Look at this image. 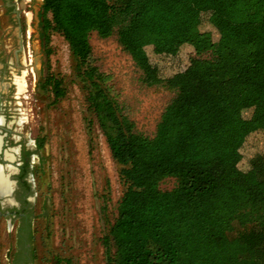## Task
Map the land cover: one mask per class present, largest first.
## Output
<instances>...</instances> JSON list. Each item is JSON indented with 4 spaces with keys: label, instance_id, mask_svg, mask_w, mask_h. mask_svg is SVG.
<instances>
[{
    "label": "trees",
    "instance_id": "obj_1",
    "mask_svg": "<svg viewBox=\"0 0 264 264\" xmlns=\"http://www.w3.org/2000/svg\"><path fill=\"white\" fill-rule=\"evenodd\" d=\"M42 10L45 43L66 41L123 185L105 264H264V152L240 168L244 140L264 132V0H43ZM92 32L116 36L143 84L173 92L153 135L95 64ZM45 86L54 101L66 94L55 74ZM167 177L176 184L162 190Z\"/></svg>",
    "mask_w": 264,
    "mask_h": 264
},
{
    "label": "rangeland",
    "instance_id": "obj_2",
    "mask_svg": "<svg viewBox=\"0 0 264 264\" xmlns=\"http://www.w3.org/2000/svg\"><path fill=\"white\" fill-rule=\"evenodd\" d=\"M37 7V0L26 1ZM26 50V91L22 100L25 119L23 133L28 143L36 139L32 159L37 169L38 196L34 225L39 232L36 246L42 264H105L102 236L112 221L123 185L118 166L112 160L104 136L88 109L85 93L73 74V61L66 41L51 33L48 43L31 28ZM201 29L216 33L204 18ZM95 64L110 75V83L126 114L138 131L153 135L160 115L173 96L161 85L147 86L130 56L121 48L116 36L100 38L90 34ZM49 50V54L46 52ZM151 55V48H147ZM25 57V56H24ZM30 61L34 63L30 68ZM55 74L63 79L66 94L54 101L45 78ZM18 85V84H17ZM249 111L244 113L248 117ZM238 134L237 142L243 140ZM38 141L42 146L38 147ZM31 147L34 148L32 145ZM244 159L240 168L246 169L248 159L264 152V132L250 133L242 145ZM176 184L173 177L164 178L159 187L170 190ZM6 225L0 221V244L3 255ZM54 262V263H53Z\"/></svg>",
    "mask_w": 264,
    "mask_h": 264
},
{
    "label": "flooded vegetation",
    "instance_id": "obj_3",
    "mask_svg": "<svg viewBox=\"0 0 264 264\" xmlns=\"http://www.w3.org/2000/svg\"><path fill=\"white\" fill-rule=\"evenodd\" d=\"M29 0H0V169L7 181L8 192L0 197V221L6 225L7 246L3 255L0 244V264H42V256L36 246L39 232L34 225L35 206L38 196L37 169L32 159L36 139L28 143L23 133L25 118L22 113L21 96L26 91L18 90V82L29 63L26 48L31 28L42 35L43 0L35 7ZM25 56V57H24ZM31 65H34L30 61ZM35 66V65H34ZM34 146L31 147V146ZM7 154L10 156L7 157ZM1 193V192H0ZM2 194V193H1ZM54 263V262H53ZM55 264V263H54Z\"/></svg>",
    "mask_w": 264,
    "mask_h": 264
},
{
    "label": "bare ground",
    "instance_id": "obj_4",
    "mask_svg": "<svg viewBox=\"0 0 264 264\" xmlns=\"http://www.w3.org/2000/svg\"><path fill=\"white\" fill-rule=\"evenodd\" d=\"M23 87H24V83H23V81L22 82H18V89L19 90H22L23 89ZM0 139H1V137H0ZM0 144H1V142H0ZM1 148V147H0ZM10 155L9 154H7V157H9ZM8 185L9 184H7V181H6V179H5V177H4V174L2 173V171H1V169H0V192L3 194V193H7L8 192Z\"/></svg>",
    "mask_w": 264,
    "mask_h": 264
},
{
    "label": "water",
    "instance_id": "obj_5",
    "mask_svg": "<svg viewBox=\"0 0 264 264\" xmlns=\"http://www.w3.org/2000/svg\"><path fill=\"white\" fill-rule=\"evenodd\" d=\"M5 195H6V194H1V193H0V197H4Z\"/></svg>",
    "mask_w": 264,
    "mask_h": 264
}]
</instances>
